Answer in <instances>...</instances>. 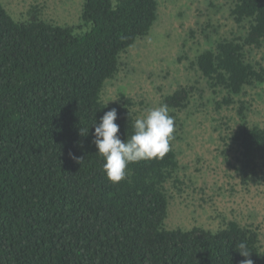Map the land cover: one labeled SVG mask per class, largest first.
Here are the masks:
<instances>
[{
    "label": "trees",
    "instance_id": "obj_1",
    "mask_svg": "<svg viewBox=\"0 0 264 264\" xmlns=\"http://www.w3.org/2000/svg\"><path fill=\"white\" fill-rule=\"evenodd\" d=\"M224 1L243 31L212 41L191 65L229 106L246 86L264 83V65L247 57V49H264V0ZM158 9V0H84L76 32L34 10L17 21L0 4V264H264L259 233L236 220L215 231L165 227L166 183L179 167L171 145L163 159L129 164L119 183L101 170L92 124L116 108L123 140L135 120L123 93L105 106L104 85L120 55L149 34ZM188 102L180 87L160 105L176 126ZM247 111L239 100L231 138L242 182L257 183L264 128L250 124ZM240 242L249 257L236 249Z\"/></svg>",
    "mask_w": 264,
    "mask_h": 264
},
{
    "label": "rangeland",
    "instance_id": "obj_2",
    "mask_svg": "<svg viewBox=\"0 0 264 264\" xmlns=\"http://www.w3.org/2000/svg\"><path fill=\"white\" fill-rule=\"evenodd\" d=\"M84 0H0L17 21L30 10L45 21L80 31ZM158 17L149 34L120 55L119 70L104 85L101 99L120 102V94L133 101L135 119L174 90L185 87L187 106L177 113L171 147L178 169L166 183L169 196L165 227L212 231L236 220L259 233L264 249V180L243 183L237 167L240 149L232 140L238 127L239 100L247 102L248 121L264 128V83L246 86L229 106L221 105L225 92L208 88L192 60L212 41L239 35L224 0H158ZM247 57L264 65V49H247Z\"/></svg>",
    "mask_w": 264,
    "mask_h": 264
},
{
    "label": "clouds",
    "instance_id": "obj_3",
    "mask_svg": "<svg viewBox=\"0 0 264 264\" xmlns=\"http://www.w3.org/2000/svg\"><path fill=\"white\" fill-rule=\"evenodd\" d=\"M116 119L117 109L112 108L103 114L98 124L96 121L92 124L95 126L93 143L104 160L101 170L112 183L126 178L129 164L163 159L170 151L175 127L167 104L150 108L142 117L136 118L132 123L133 133L127 139H121ZM236 249L242 256L249 257L244 242L236 245ZM241 264H253V261L245 259Z\"/></svg>",
    "mask_w": 264,
    "mask_h": 264
}]
</instances>
